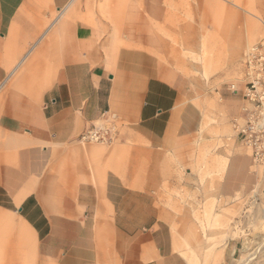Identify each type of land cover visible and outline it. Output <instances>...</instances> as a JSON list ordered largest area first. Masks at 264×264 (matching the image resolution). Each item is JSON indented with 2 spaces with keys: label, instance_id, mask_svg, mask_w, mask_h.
<instances>
[{
  "label": "crops",
  "instance_id": "0c3cea01",
  "mask_svg": "<svg viewBox=\"0 0 264 264\" xmlns=\"http://www.w3.org/2000/svg\"><path fill=\"white\" fill-rule=\"evenodd\" d=\"M178 1L115 3L129 6L118 20L140 21L145 46L149 21L162 24L161 6ZM192 1L202 8L199 19L221 21L208 27L221 39L217 48L202 49L214 57L240 58L264 30V9L254 2L245 8L228 0ZM88 4L0 0V216L18 214L40 264H204L199 255L208 253L210 264H218L213 242L210 252L196 237L198 246L188 241L184 257L176 250L180 242L160 199L178 181L168 176L170 160L181 162L186 152L178 148L197 134L203 115L190 94L165 79L158 58L144 48L118 47L112 26ZM207 10L222 15L210 18ZM228 19L241 28L229 34ZM244 54L229 71L234 77ZM228 91L243 100L235 126L248 101L241 91ZM220 116L227 129V115ZM112 122L120 124L115 146L79 142L84 131ZM252 159L237 154L218 190L237 185L243 191L246 180L257 181L258 170L250 169L261 164ZM217 164L223 173L227 159ZM206 223L201 227L212 228ZM256 226L264 227L261 220ZM235 235L220 232L223 242ZM252 257L246 254L243 264Z\"/></svg>",
  "mask_w": 264,
  "mask_h": 264
},
{
  "label": "rangeland",
  "instance_id": "374dc122",
  "mask_svg": "<svg viewBox=\"0 0 264 264\" xmlns=\"http://www.w3.org/2000/svg\"><path fill=\"white\" fill-rule=\"evenodd\" d=\"M89 1L87 10L97 12L112 26L117 46L144 48L158 58L165 79L190 94L192 104L203 115L197 134L178 148V152H186L182 154L181 162L174 165V159L170 160L168 176L173 173L178 181L175 186L168 184L167 195L160 198L168 213L167 220L172 225L173 234L180 242L176 250L182 252L184 257L183 252L189 247L187 242L197 247L195 241L198 238L201 243L208 245V252L214 243L215 250L220 252L218 264H243L246 254L253 255L248 264H264V227L256 226L260 220L264 225V165L250 169L258 170L259 179L246 180L243 191H238L237 185L228 191L218 190L217 187H223L230 178L232 162L237 154L245 155L253 162L251 149L238 138L233 126L243 100L241 95L235 96L228 91L230 84H237V77L229 74V71L252 45L264 38V30L258 32L256 40L244 48L240 58L225 61L214 57L213 53L202 52V49L210 51L217 48L221 39L214 32H208V27H216L221 21L212 19L208 22L202 15L199 19L197 11L202 8L198 6V10H195L192 0L162 5L165 20L162 24L149 21L148 31L143 33L149 41L145 46L141 44L140 21L126 24L118 20L119 16L129 11L128 5L116 4V0ZM228 1L237 2L245 8L254 2L256 7L264 9V0ZM138 10L133 9V13ZM208 12L210 18L215 17V12ZM220 15L219 12L216 16ZM243 22H247L246 16ZM228 26L229 34L234 26L236 30L241 28L240 25L233 26L230 19ZM126 33L129 34L124 36ZM163 43H166L168 51L162 46ZM237 88L241 89L240 85ZM223 112L229 122L227 129L224 120H220ZM225 159L227 165L222 173L217 163ZM10 216H0V264H40L36 242L34 244L31 235L18 222V214L11 212ZM206 221H211L212 228L201 227V224H207ZM224 230L230 234L236 233L235 239L224 238V242L221 241L220 232ZM226 241L227 245L224 246ZM211 255L201 254L199 257L204 264H210L213 260ZM226 255L228 259L225 262Z\"/></svg>",
  "mask_w": 264,
  "mask_h": 264
},
{
  "label": "built area",
  "instance_id": "2783aa9c",
  "mask_svg": "<svg viewBox=\"0 0 264 264\" xmlns=\"http://www.w3.org/2000/svg\"><path fill=\"white\" fill-rule=\"evenodd\" d=\"M237 84H230L232 92H242L248 101L243 108L235 130L242 142L251 149L254 160L264 164V38L252 45L244 54ZM240 85L241 89L237 86ZM120 128L113 122L93 126L78 138L82 144H114L119 140Z\"/></svg>",
  "mask_w": 264,
  "mask_h": 264
},
{
  "label": "bare ground",
  "instance_id": "6f19581e",
  "mask_svg": "<svg viewBox=\"0 0 264 264\" xmlns=\"http://www.w3.org/2000/svg\"><path fill=\"white\" fill-rule=\"evenodd\" d=\"M235 7H237V5L236 4H233ZM249 14H251V15H253L254 16V14L252 13V12H250V11H247ZM225 235V234H224ZM261 248V247H260Z\"/></svg>",
  "mask_w": 264,
  "mask_h": 264
}]
</instances>
